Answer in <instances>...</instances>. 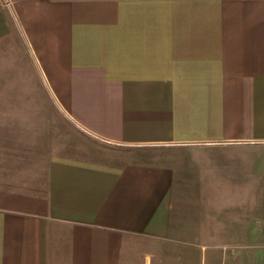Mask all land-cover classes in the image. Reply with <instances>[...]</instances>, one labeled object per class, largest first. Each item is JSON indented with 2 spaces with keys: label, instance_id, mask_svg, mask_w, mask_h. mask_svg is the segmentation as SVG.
Returning a JSON list of instances; mask_svg holds the SVG:
<instances>
[{
  "label": "crops",
  "instance_id": "1",
  "mask_svg": "<svg viewBox=\"0 0 264 264\" xmlns=\"http://www.w3.org/2000/svg\"><path fill=\"white\" fill-rule=\"evenodd\" d=\"M190 202L264 236V0H0V264H169Z\"/></svg>",
  "mask_w": 264,
  "mask_h": 264
},
{
  "label": "rangeland",
  "instance_id": "2",
  "mask_svg": "<svg viewBox=\"0 0 264 264\" xmlns=\"http://www.w3.org/2000/svg\"><path fill=\"white\" fill-rule=\"evenodd\" d=\"M208 189H186L187 193L195 199H207L205 191ZM197 202V203H198ZM187 204L186 209V237L181 241L176 239L170 240L174 245L175 256L172 257L168 253L169 264L179 261L178 252L181 246L186 249V261L183 264H264V236L255 237L233 236L230 235L232 213L230 205L226 209L220 211L216 209V205H204L201 209L200 205ZM220 207V205H218ZM203 222V226L213 229L220 228V224L227 233L223 235L200 234L199 227ZM217 221V222H216ZM176 238V237H175ZM181 255V254H180ZM238 255V259L236 256ZM250 255L254 256V262L246 260ZM182 259V257L180 258Z\"/></svg>",
  "mask_w": 264,
  "mask_h": 264
}]
</instances>
